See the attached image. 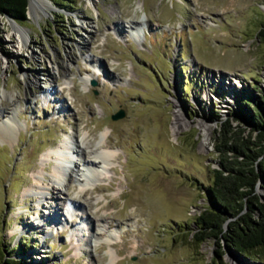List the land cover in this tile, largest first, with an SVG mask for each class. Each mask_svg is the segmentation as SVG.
<instances>
[{
	"label": "rangeland",
	"instance_id": "374dc122",
	"mask_svg": "<svg viewBox=\"0 0 264 264\" xmlns=\"http://www.w3.org/2000/svg\"><path fill=\"white\" fill-rule=\"evenodd\" d=\"M48 3L30 0L22 21L0 17V119L17 114L10 140L0 139V256L22 264H264L262 252L191 238L218 168L216 130L229 120L248 132L241 113L264 97V0H182L175 12L166 0ZM176 15L182 27L166 28ZM16 26L27 31L25 43ZM118 110L122 117L111 119ZM68 133L84 136L86 152L114 155L94 188L79 191L73 174L66 189L56 185L39 201L27 190L42 167L49 182L53 161L43 156ZM255 192L264 201L260 183ZM81 215L89 223L76 237Z\"/></svg>",
	"mask_w": 264,
	"mask_h": 264
},
{
	"label": "trees",
	"instance_id": "16d2710c",
	"mask_svg": "<svg viewBox=\"0 0 264 264\" xmlns=\"http://www.w3.org/2000/svg\"><path fill=\"white\" fill-rule=\"evenodd\" d=\"M26 6L27 0H0V17L22 21ZM258 36L264 39V27ZM256 98L253 106L245 100L239 103L244 108L251 107L248 114L241 113L248 132L231 126L229 120L222 121L215 132L213 149L218 168L210 169V184L204 189L206 204L194 217L191 233L196 243L221 241L227 250L242 255L264 253V201L255 192L258 183L264 187V97ZM212 119L218 117L214 115ZM0 264L22 261L1 255Z\"/></svg>",
	"mask_w": 264,
	"mask_h": 264
},
{
	"label": "bare ground",
	"instance_id": "6f19581e",
	"mask_svg": "<svg viewBox=\"0 0 264 264\" xmlns=\"http://www.w3.org/2000/svg\"><path fill=\"white\" fill-rule=\"evenodd\" d=\"M39 1L44 6L50 7L47 1L45 0H39ZM88 1L92 3V0H88ZM29 7H30V0H29ZM142 25L137 26V28L134 30L135 33L141 30ZM16 31L18 32V35L20 37V42L25 43L28 38L27 31L21 27H18ZM84 81L87 82L88 79L85 78ZM48 88L49 86L47 87V89ZM2 96L6 97L8 100L11 99L13 95L9 96L3 93ZM175 112H176L175 118L171 126L173 133H175L178 130L180 126V122L182 121L179 106L177 107ZM13 114L14 117L17 116L16 111ZM13 116L10 115L7 116L6 118L2 116V118L0 119L1 140H10L11 129H13L12 125L14 122ZM202 126L205 132L203 134L204 138L200 144V149H203L205 147L207 140V131H208V127L205 124H203ZM104 135H105L104 133L101 134L100 142H97L96 145L101 144V141H103L104 139ZM84 142H85L84 136L79 142V140L71 133L66 134L65 137L62 139V141L54 149L48 151L45 154V156H43L44 157L43 160L53 161L52 170L49 173H47V175L49 176L48 179L49 182L47 184H43L41 181V179L44 178L43 174H46L42 167V169L36 175H34V179H35L34 184L30 186V190H27V193L34 194L39 199V201L45 200L46 194L49 193L50 188H56V185H58L62 187L64 186V188L66 189V184L64 183L66 181V177L67 176L70 177L73 174H75L76 176L78 175L76 181L78 182L80 188L79 191L84 192L87 191L88 189L94 188V186L97 184V181H99L102 176L103 173L102 170L109 163V159L113 157L114 152L109 151L103 147H100L101 149L97 151L86 152L85 148H83L82 146L84 145ZM76 208L77 206L75 205V203L70 201L68 203L67 213L71 214V212L74 211V209ZM83 219H87V218L81 215V220H82L81 222L83 226L74 229V231L78 230V232H76L75 234L73 233L75 236L81 232L84 226L85 228L88 227L89 221L87 222L84 221ZM101 229L104 231V234L106 236V241H110L112 239V235H110L108 231H105L104 227H102ZM108 254H109L110 262H114L117 256L111 252H109Z\"/></svg>",
	"mask_w": 264,
	"mask_h": 264
},
{
	"label": "clouds",
	"instance_id": "9594fccd",
	"mask_svg": "<svg viewBox=\"0 0 264 264\" xmlns=\"http://www.w3.org/2000/svg\"><path fill=\"white\" fill-rule=\"evenodd\" d=\"M180 3H182V0H166L168 8L174 12L177 8V5ZM165 27L171 30H179L182 27V17L176 15L174 20L171 23L166 24Z\"/></svg>",
	"mask_w": 264,
	"mask_h": 264
},
{
	"label": "water",
	"instance_id": "95a60500",
	"mask_svg": "<svg viewBox=\"0 0 264 264\" xmlns=\"http://www.w3.org/2000/svg\"><path fill=\"white\" fill-rule=\"evenodd\" d=\"M45 1L49 2V0H45ZM28 5H29V0H27V6H26L27 8H28ZM26 11H27V9H26ZM6 17L9 18L10 20L14 21L12 18H10L8 16H6ZM90 83H91V85H94L95 84V81L94 80H91ZM122 115H123L122 111L121 110H118L114 114L110 115V118L111 119H118V118L122 117Z\"/></svg>",
	"mask_w": 264,
	"mask_h": 264
}]
</instances>
